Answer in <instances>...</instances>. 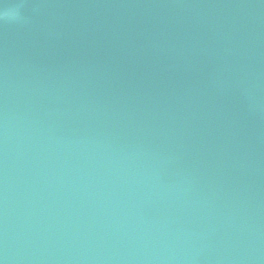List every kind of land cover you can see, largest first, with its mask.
<instances>
[{
    "label": "water",
    "instance_id": "water-1",
    "mask_svg": "<svg viewBox=\"0 0 264 264\" xmlns=\"http://www.w3.org/2000/svg\"><path fill=\"white\" fill-rule=\"evenodd\" d=\"M0 264H264V0H2Z\"/></svg>",
    "mask_w": 264,
    "mask_h": 264
},
{
    "label": "clouds",
    "instance_id": "clouds-1",
    "mask_svg": "<svg viewBox=\"0 0 264 264\" xmlns=\"http://www.w3.org/2000/svg\"><path fill=\"white\" fill-rule=\"evenodd\" d=\"M0 3H2V0H0ZM22 7V4L17 5H11V6H5L3 9H0V21H19L22 19L20 14V8Z\"/></svg>",
    "mask_w": 264,
    "mask_h": 264
}]
</instances>
